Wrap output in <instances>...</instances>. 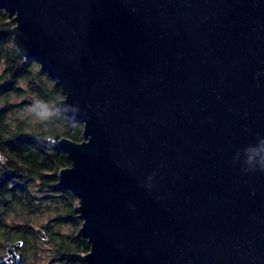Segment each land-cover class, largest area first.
<instances>
[{
	"label": "water",
	"instance_id": "1",
	"mask_svg": "<svg viewBox=\"0 0 264 264\" xmlns=\"http://www.w3.org/2000/svg\"><path fill=\"white\" fill-rule=\"evenodd\" d=\"M84 141L59 145L85 264H264V0H0ZM39 232L45 235L44 230Z\"/></svg>",
	"mask_w": 264,
	"mask_h": 264
},
{
	"label": "trees",
	"instance_id": "2",
	"mask_svg": "<svg viewBox=\"0 0 264 264\" xmlns=\"http://www.w3.org/2000/svg\"><path fill=\"white\" fill-rule=\"evenodd\" d=\"M9 18L7 10L0 8V207L11 215L14 207L35 209L37 200L29 192V183L36 178L40 180V190L53 194L70 190L59 185L60 169L71 166L72 160L58 141L67 137L82 142L84 135L83 124L72 122L61 109L62 91L44 79L48 73L40 68V63L35 58H24L16 44L10 45L15 41L12 28L16 22H9ZM16 98L20 103H16ZM27 101L36 104L38 110L41 105L46 106L51 112L49 120L44 124L33 121L29 112L23 110L29 106ZM55 197L49 198L52 201ZM56 209V223H67L57 201ZM25 227L28 231L34 229L30 224ZM66 237L56 231V252L64 264L69 263L67 259L74 249ZM82 243L88 252L90 243L86 238L78 244Z\"/></svg>",
	"mask_w": 264,
	"mask_h": 264
},
{
	"label": "rangeland",
	"instance_id": "3",
	"mask_svg": "<svg viewBox=\"0 0 264 264\" xmlns=\"http://www.w3.org/2000/svg\"><path fill=\"white\" fill-rule=\"evenodd\" d=\"M9 16H10L9 22H14V17L10 13ZM15 44L16 42L14 41V44H10V45L12 46ZM15 46L17 49V45ZM2 73L3 70L0 69V74ZM48 76H44V79L49 81L50 85L53 84L52 87H56L55 81L49 78ZM22 86L24 88H27L26 84H22ZM16 103H20V100L19 99L16 100ZM27 103L29 106L23 109L24 113H26V111H28L30 107V102L27 101ZM72 122H77V121H72ZM29 188L31 189L29 192L32 194V196L35 195V199L37 200L35 209L19 210L18 207H14V211H12L11 216L9 217V222H11L14 227L23 223L26 225L30 224L36 229L43 228L50 230L51 232H55V238H56V231L57 230L58 232L60 231V233L67 236L66 238H68L67 239L68 241L73 243L71 245L73 246L74 249L72 250L73 252L70 253V256L67 259L69 262L68 264H85L84 256L89 252L90 249L88 250V252L87 251L85 252L86 247H84L83 243L82 245L78 244L80 241L84 242L86 238L84 237L81 230L83 219L80 217V213L78 214L77 212L80 205L79 197L77 195H74L73 197V192L70 190L61 191V193L56 192L55 194H53L52 192H48L46 189L40 190L41 186H40V180L38 178L33 180L31 183H29ZM52 195L56 197L53 198L51 201L50 200L51 198L49 197ZM56 201L59 202L60 204V210H61L60 213H62L64 218L67 219V223H64L62 225L56 223V213L59 211L58 209H56ZM57 244L58 243L55 240L54 247H56V250H57ZM43 246L45 248H49L52 247V244L51 242H48ZM59 260L60 257L57 255L56 252V264H64L62 261Z\"/></svg>",
	"mask_w": 264,
	"mask_h": 264
},
{
	"label": "flooded vegetation",
	"instance_id": "4",
	"mask_svg": "<svg viewBox=\"0 0 264 264\" xmlns=\"http://www.w3.org/2000/svg\"><path fill=\"white\" fill-rule=\"evenodd\" d=\"M10 216L0 207V264H56L55 232L28 231L23 223L14 227ZM48 242L52 247L45 248Z\"/></svg>",
	"mask_w": 264,
	"mask_h": 264
},
{
	"label": "clouds",
	"instance_id": "5",
	"mask_svg": "<svg viewBox=\"0 0 264 264\" xmlns=\"http://www.w3.org/2000/svg\"><path fill=\"white\" fill-rule=\"evenodd\" d=\"M30 118L40 124H44L51 116L50 110L41 105L39 110L36 104L30 105L28 109ZM245 172L264 171V136L257 134V142L245 149Z\"/></svg>",
	"mask_w": 264,
	"mask_h": 264
},
{
	"label": "bare ground",
	"instance_id": "6",
	"mask_svg": "<svg viewBox=\"0 0 264 264\" xmlns=\"http://www.w3.org/2000/svg\"><path fill=\"white\" fill-rule=\"evenodd\" d=\"M71 191V190H70ZM74 194V193H73Z\"/></svg>",
	"mask_w": 264,
	"mask_h": 264
}]
</instances>
